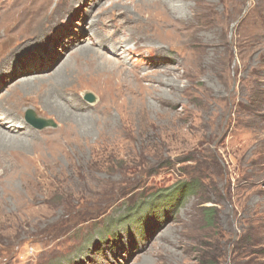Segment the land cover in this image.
<instances>
[{
    "label": "rangeland",
    "instance_id": "374dc122",
    "mask_svg": "<svg viewBox=\"0 0 264 264\" xmlns=\"http://www.w3.org/2000/svg\"><path fill=\"white\" fill-rule=\"evenodd\" d=\"M84 1L0 0V264H264V0Z\"/></svg>",
    "mask_w": 264,
    "mask_h": 264
},
{
    "label": "bare ground",
    "instance_id": "6f19581e",
    "mask_svg": "<svg viewBox=\"0 0 264 264\" xmlns=\"http://www.w3.org/2000/svg\"><path fill=\"white\" fill-rule=\"evenodd\" d=\"M88 0H85L84 1V3H86ZM154 1H157L158 3H159V1H160V3L162 4V2H165V1H167V0H154ZM162 1V2H161ZM171 5V4H170ZM176 5H177V3L176 4H173V7L175 6V8H176ZM180 6V5H179ZM175 8H173L174 9V11H175ZM93 35H95V33H93ZM79 37V39H80V41H82V40H85V39H87V40H89L90 41V43L88 44L89 46L88 47H84L83 49H82V51L83 52H91V51H94L96 48V44L93 42V40L91 39V37H89L88 35H83V38H82V36L80 37V36H78ZM37 45H39L40 47H42V48H44L43 46H46V44H45V42L43 41V40H39L38 41V43H37ZM41 45H43V46H41ZM73 45H74V43H71V45H67L68 47H70V48H72L73 47ZM95 48V49H94ZM117 50H118V48L117 47H113V53H114V55H115V57L118 55L117 54ZM96 51V50H95ZM94 51V52H95ZM98 54H99V52H97ZM124 53H125V51H124ZM85 55V54H84ZM104 58H106V56H104V55H102ZM98 59H100L99 57H97ZM113 59V58H112ZM115 60V59H114ZM116 61V60H115ZM105 62H108V63H110V61H108V60H105ZM117 62V61H116ZM97 64V63H96ZM104 63L103 62H99V64H98V67L100 68V69H103V67H102V65H103ZM97 66V65H96ZM71 68V70L73 69V67H71V64H69V63H67L65 66L63 65V68L62 69H60V70H57V72H58V74H57V77H64L65 75H66V71L67 70H69ZM33 70V69H32ZM24 73L26 74V75H28V76H30V74H32L33 72L32 71H24ZM8 74V73H7ZM25 78V77H24ZM32 80V78H30L28 81H31ZM28 81L25 83V84H23L24 85V87H27L28 86ZM27 85V86H26ZM31 86V85H30ZM23 89H25V88H23ZM25 91V90H24ZM27 91V90H26ZM84 94V93H83ZM14 104V103H13ZM15 105V104H14ZM18 107H19V105H17ZM6 107V106H5ZM12 107V106H11ZM16 107V106H15ZM13 109H15V108H13ZM3 111H5V112H9V110H4L3 109ZM1 115H3V114H1ZM15 117V116H14ZM18 118V117H17ZM20 120H21V118H19ZM2 122V126L4 127V128H6L7 130H9L10 132L8 133V132H6L5 130H3V129H1V127H0V147H4V148H7L8 146H10L11 144H16V143H24V142H22L23 140L24 141H27V140H25L24 138L23 139H21V140H17L15 137H17V135H22V132H21V130L24 128V122L21 120L20 121V123H17L15 120H10L8 117H6V116H4V117H2V120H1ZM21 122H22V124H21ZM4 123L5 124H7V123H10L9 125H4ZM10 133H13V134H17V135H13V134H10ZM31 135L32 133L31 132H29L27 135Z\"/></svg>",
    "mask_w": 264,
    "mask_h": 264
},
{
    "label": "trees",
    "instance_id": "16d2710c",
    "mask_svg": "<svg viewBox=\"0 0 264 264\" xmlns=\"http://www.w3.org/2000/svg\"><path fill=\"white\" fill-rule=\"evenodd\" d=\"M200 187V181L198 179H192L188 181L183 180L179 188H177L174 193L155 191V193L152 195L153 200L148 204L147 208H145V211L150 210V212H159L163 209L168 210L170 208H175L176 210V208L183 204L186 198H188L193 192L199 190ZM172 201H175L176 204ZM140 209H142V205ZM213 210L214 207L211 206L207 207L206 211L204 212V222L207 225H211L212 221L214 220Z\"/></svg>",
    "mask_w": 264,
    "mask_h": 264
},
{
    "label": "water",
    "instance_id": "95a60500",
    "mask_svg": "<svg viewBox=\"0 0 264 264\" xmlns=\"http://www.w3.org/2000/svg\"><path fill=\"white\" fill-rule=\"evenodd\" d=\"M85 98L90 102L96 101V95L92 92H85ZM26 120L35 128L37 129H44L48 126H56L55 121L52 118H43L37 116L36 112L32 109H28L25 114Z\"/></svg>",
    "mask_w": 264,
    "mask_h": 264
}]
</instances>
